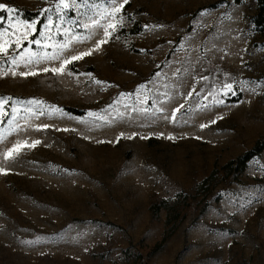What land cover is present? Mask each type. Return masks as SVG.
<instances>
[{
	"label": "rangeland",
	"instance_id": "rangeland-1",
	"mask_svg": "<svg viewBox=\"0 0 264 264\" xmlns=\"http://www.w3.org/2000/svg\"><path fill=\"white\" fill-rule=\"evenodd\" d=\"M58 2L0 0L18 9L17 35L31 22L41 42L0 56L7 71L27 48L33 63L15 70L38 72L0 78L12 98L0 107V264H264V151L241 174L222 169L264 137L257 0H129L108 43L63 75L40 69L94 49L105 37L93 20L115 21L112 0ZM180 105L175 122L163 118Z\"/></svg>",
	"mask_w": 264,
	"mask_h": 264
},
{
	"label": "snow or ice",
	"instance_id": "snow-or-ice-1",
	"mask_svg": "<svg viewBox=\"0 0 264 264\" xmlns=\"http://www.w3.org/2000/svg\"><path fill=\"white\" fill-rule=\"evenodd\" d=\"M73 2H75V0H73ZM81 2H84V0H81ZM129 2V0H122V2H117V0H112V9H111V13L110 15L112 16L113 20L115 21V23L113 22H109L106 26L105 25H101L100 22L98 20H93L92 24L95 25L96 27H103L104 29V39H100L96 42L95 48L94 49H89L87 51H83L80 52L76 55H72L69 58L64 59L61 63L59 67H53V68H48V67H44L42 69H40V71L43 72H49L51 71L54 74H59V75H63L65 73L66 70V66L71 64L73 61L76 60H80L83 59L85 56H89L92 55L94 51H98L101 49L102 45L108 43V40L112 37V32L116 31L117 25L120 23V20H117V14L121 13L122 9L124 8V6ZM61 6L64 9L69 8V3L67 2V0H59L58 4H57V9L59 10L61 8ZM0 11H3L4 13H6L7 15H0V22H3L5 20L8 21L9 23V28L12 29L11 32H9V28H4L2 31H0V56H4L7 57L9 55V48L12 46V44L14 43L15 46L17 48L23 47V41H28V43L32 44H36V45H40V40H29L28 38V32L27 29H32L33 31L34 29V23L31 22H27L24 21L23 23V27L25 29V31L21 34V35H17V29H16V24L21 23L19 21H17L16 19V15L18 13V9L15 6H11L8 5L6 3H0ZM121 20L123 19V17L120 18ZM49 23L51 24L52 21L51 19H49ZM85 28H88L89 25H84ZM109 29H111V31H109ZM5 37H9V38H13L11 39V42L9 39H5ZM74 39H76L74 37ZM62 48H68L69 45L64 44L61 45ZM25 53H28L27 56H21L20 60L18 61L16 58H12L11 59V64L14 65V68H9L7 71H2L0 72V78H7L9 75H11L12 77H15L17 75L21 76V77H28V76H35L38 74V72L36 70H32V71H20L17 72L15 70V68H19L21 63H24L25 66L32 64L33 63V57H35L37 55V53L35 52H29V50L27 48L24 49ZM42 59H48V60H57L59 59L58 55H45ZM40 61L37 60L36 63H39ZM70 74V73H69ZM97 83H100L99 81H96ZM144 86H141V88H143ZM224 87L228 90L231 91L232 90V85L231 84H225ZM227 94V93H225ZM12 98L8 97V98H4V97H0V107H2L4 104L8 103V101H10ZM170 99V98H169ZM167 102V101H165ZM29 104H40L42 103L41 101H36V100H30L28 101ZM183 108V105H180L176 108H174L172 110V113L170 116H164V119L167 120H171L172 122H175L176 120V113H179L181 111V109ZM28 111H31V109H28ZM57 111H60L59 109H57ZM133 111H140L143 112L145 114H147L149 112V110L147 108H142V109H133ZM158 112L163 113L165 111V109L163 107L157 108ZM40 115H43V113H40ZM89 116H94L96 114L94 113H89ZM152 115H155V113H153ZM99 119H107L106 117H98ZM223 117H218V119H222ZM82 123H85V121H80ZM216 121L213 120L212 123H215ZM51 127L48 124H44V125H38L36 127L37 131H40L41 129H47ZM202 129L205 127H208V125L206 124H202L200 126ZM58 131L61 129H57ZM63 131H69V129H63ZM72 131H75V129H72ZM139 135L138 133H133L131 136H127L128 139H132L135 136ZM159 135L163 136V133H160ZM87 139V137H85ZM125 138V133L121 132L117 138H116V143H118L120 141V139ZM141 139H147L148 137H140ZM167 139L172 140L174 139L173 136L169 135L167 136ZM98 143H103L104 141H97ZM42 143V141H40L39 139L33 140L31 141V143H29L27 140L24 141H16L11 148L7 149V151H5L3 153V157L5 161H11L14 160L15 157L17 155H19L21 153V151L23 150L24 147H28V148H35L37 145H40ZM109 143H112V141H109ZM0 174H7V170L5 168L0 167ZM24 243H28V244H32L34 242L32 241H25Z\"/></svg>",
	"mask_w": 264,
	"mask_h": 264
},
{
	"label": "trees",
	"instance_id": "trees-1",
	"mask_svg": "<svg viewBox=\"0 0 264 264\" xmlns=\"http://www.w3.org/2000/svg\"><path fill=\"white\" fill-rule=\"evenodd\" d=\"M257 5H258V13L254 17L253 22H254L255 27L264 35V0H257ZM210 7H215V6L211 5ZM37 15L38 14L34 12L25 11L22 14V18L26 20H33L37 17ZM42 23H43V20L40 19L37 24V30H36L35 36L38 34ZM64 110L73 115H82V112L75 108H65ZM263 151H264V137L257 140L250 150L246 151L245 153L239 155L235 159L226 163L222 169L226 172V175L241 174L247 168L248 163L252 159L258 157ZM213 176H214V173L212 174L211 177L205 180L200 185V187L201 188L204 187V185L208 183V181L211 180Z\"/></svg>",
	"mask_w": 264,
	"mask_h": 264
}]
</instances>
